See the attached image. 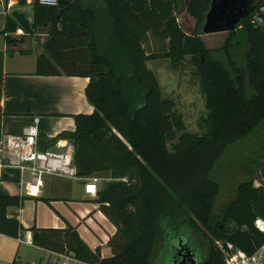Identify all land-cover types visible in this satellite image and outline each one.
Here are the masks:
<instances>
[{
	"label": "trees",
	"instance_id": "1",
	"mask_svg": "<svg viewBox=\"0 0 264 264\" xmlns=\"http://www.w3.org/2000/svg\"><path fill=\"white\" fill-rule=\"evenodd\" d=\"M177 4L204 21L210 0H57L56 6L35 0L31 21L19 11L6 15L0 35L10 45L24 38L12 36L16 28L25 34L48 28L36 57V75L88 78L85 96L93 111L73 114V129L39 136L41 146L69 139L77 174L108 171L115 177L95 198L115 226L107 240L108 256H101L98 245L91 248L70 223L30 226L35 245L71 250L104 264H170L168 237L176 236L196 253L201 250L198 264H226L215 240L230 241L248 253L263 241L254 220L264 218V182H239L235 196L215 214L218 184L210 171L230 140L259 122L264 128V31L251 22L252 11L264 0L250 5L237 24L246 43L242 65L214 60L198 34L185 33L176 20ZM150 39L166 48L148 52ZM228 46L226 42L222 50ZM156 58H169L174 68L187 63L193 69L205 98L201 131L188 130L175 101L160 96L157 79L145 65ZM21 199L0 193L1 233L16 236L25 229L6 214L7 206ZM198 233L205 236L202 245Z\"/></svg>",
	"mask_w": 264,
	"mask_h": 264
},
{
	"label": "rangeland",
	"instance_id": "2",
	"mask_svg": "<svg viewBox=\"0 0 264 264\" xmlns=\"http://www.w3.org/2000/svg\"><path fill=\"white\" fill-rule=\"evenodd\" d=\"M255 1L251 0L250 5H254ZM175 16L177 23L185 33H194L201 37L205 46L212 50L210 56L214 60L220 61L223 64H227L228 61H235L237 65L244 63L246 43L239 37L238 26L233 31L234 36H231L228 32L202 34L203 20L197 21L184 8L183 4H177L175 6ZM47 31V27L36 28L32 32L24 34V39H34L38 44L46 39ZM226 42L229 43V48L225 51L222 48ZM145 48L148 52H158L166 48V45L155 39H150L145 44ZM188 58L186 57V59ZM145 65L151 69L157 79L160 96L171 98L175 101L176 108L183 116L187 129L195 132L201 131L199 128V118L206 114L205 98L198 82L194 78L193 69L187 63L180 68H174L169 58L151 59L146 61ZM53 126L49 128L52 129ZM263 170L264 128L259 122L244 135L230 140L219 158L214 162L210 176L217 182L218 192L215 197L213 212L220 214L225 203L235 196L239 182L252 179L253 186H255L256 181L264 182ZM95 175L99 177L98 183L101 189L105 184L115 178L108 171L97 172ZM126 177L125 175L124 178ZM55 179L58 185H66L70 181L64 178ZM70 182L75 186L80 181L72 179ZM95 198L91 199V201H78V203L83 202L86 206L92 208L93 203L97 205ZM49 201L47 202L42 196L23 198V215L25 216V221H28L29 226L33 224L40 226V223H49L51 221L49 209H52L66 223H77L80 220L77 227L84 240L93 248L99 245L102 256H108L110 254V247L107 244L106 238L103 236V234L107 233L106 229L111 231L113 228V224L107 217L106 219L98 217L96 215V209L94 208L91 210L89 217L76 219L77 204L75 201L73 203L61 197L49 198ZM196 238L200 245L205 241V236L202 233L196 234ZM160 244L161 242L159 241L157 246ZM26 247L28 246L23 245V249ZM35 252L38 255H44L42 263L48 264L46 261V252L42 250L36 251L33 247H29V251H23L25 257H33ZM198 253L201 257V250H198ZM24 259L23 257V264L25 263Z\"/></svg>",
	"mask_w": 264,
	"mask_h": 264
},
{
	"label": "crops",
	"instance_id": "3",
	"mask_svg": "<svg viewBox=\"0 0 264 264\" xmlns=\"http://www.w3.org/2000/svg\"><path fill=\"white\" fill-rule=\"evenodd\" d=\"M31 2L32 0H0V30L4 28L6 15L12 11L25 13L28 20L31 21ZM12 36L19 38L21 35L12 34ZM41 44L42 42L37 44L34 39L22 38L21 42L10 45L7 44L3 35H0V128L3 130L20 132L24 126L32 121L34 116H38L39 136L51 137L62 129L74 128L73 114L78 112L90 113L94 109L85 96L87 77L35 74L36 57L41 52ZM52 125L54 126L50 129L49 127ZM55 178H64L70 181L74 179L46 175L40 194L31 196L24 193L23 184L20 182V171L17 168L12 166L0 167V193L22 197L20 204L9 205L6 208V214L16 218L25 228L21 232L22 236L23 232L27 231L32 235L28 221H25L23 215L24 197L42 196L47 202H50L49 198H66L71 202L75 201L77 204L76 219L89 217L94 208L98 217L106 219L101 215L102 212H98L99 209L95 203H93L92 208L83 202L78 203V201H91L96 197L84 192L81 179H74L80 182L73 186L70 181L66 185H58ZM49 210L51 221L40 223V226L63 227L66 225L64 219L52 209ZM78 222L70 224L78 226ZM77 231L79 232L78 227ZM106 231L110 232L109 229ZM105 235L103 234L104 238H106ZM16 236L0 232V264H23V257L25 261L30 258H43L44 255H38L37 252L33 257H25L23 251H29V247L44 252L46 249L34 243L19 242ZM80 236L83 238L81 234ZM23 245L28 247L23 249Z\"/></svg>",
	"mask_w": 264,
	"mask_h": 264
},
{
	"label": "built area",
	"instance_id": "4",
	"mask_svg": "<svg viewBox=\"0 0 264 264\" xmlns=\"http://www.w3.org/2000/svg\"><path fill=\"white\" fill-rule=\"evenodd\" d=\"M35 0H32L31 4ZM40 5L56 6L57 0H37ZM251 22L263 28L264 31V6L254 9L251 13ZM16 35H24L21 28L13 32ZM39 118L34 116L32 121L24 126L20 132H9L0 128V167L12 166L20 171V182L23 184L24 193L37 196L44 185L46 175H54L65 178L81 179L84 192L96 196L99 187V177L94 174L79 175L73 161V142L66 138L57 139L53 145L43 147L39 143V129L37 126ZM122 179H125L122 177ZM264 180V178H263ZM259 182L256 181L257 185ZM101 213L100 210H98ZM105 218L106 216L101 213ZM255 227L264 233V218L256 217ZM106 233L109 236L114 232ZM19 242L32 244L30 232L17 234ZM220 248L226 264H264V239L251 252L248 253L230 241L224 243L215 240ZM48 264H104L100 260H91L76 255L71 250L57 251L46 249ZM102 256V255H101ZM103 257V256H102ZM24 264H43L41 258H30Z\"/></svg>",
	"mask_w": 264,
	"mask_h": 264
},
{
	"label": "water",
	"instance_id": "5",
	"mask_svg": "<svg viewBox=\"0 0 264 264\" xmlns=\"http://www.w3.org/2000/svg\"><path fill=\"white\" fill-rule=\"evenodd\" d=\"M250 1L210 0L202 24V34L234 31L237 24L249 14ZM171 248L173 255L170 264H198L200 255L182 238L176 237Z\"/></svg>",
	"mask_w": 264,
	"mask_h": 264
},
{
	"label": "flooded vegetation",
	"instance_id": "6",
	"mask_svg": "<svg viewBox=\"0 0 264 264\" xmlns=\"http://www.w3.org/2000/svg\"><path fill=\"white\" fill-rule=\"evenodd\" d=\"M173 236L168 237V241L171 243L172 241H174L176 239V236L174 238H172Z\"/></svg>",
	"mask_w": 264,
	"mask_h": 264
}]
</instances>
